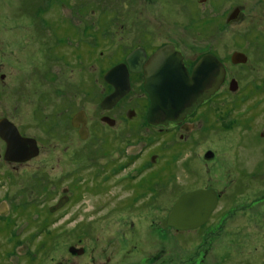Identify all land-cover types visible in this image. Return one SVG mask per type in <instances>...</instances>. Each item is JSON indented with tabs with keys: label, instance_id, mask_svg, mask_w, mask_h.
I'll return each instance as SVG.
<instances>
[{
	"label": "flooded vegetation",
	"instance_id": "1",
	"mask_svg": "<svg viewBox=\"0 0 264 264\" xmlns=\"http://www.w3.org/2000/svg\"><path fill=\"white\" fill-rule=\"evenodd\" d=\"M78 1L59 0L63 10L49 14L43 28L38 27L34 35L41 38L47 34L48 38L39 39L37 43L41 45L36 48L48 50L49 53H80L85 58L89 49L86 39L89 31L94 32L93 36L105 32L112 34L110 38L114 45H110L115 47V52L132 43V47L126 49L121 58H116L100 71V77L107 86L98 99L101 111L98 117L103 127L118 128L115 115L109 112L132 92L134 84L144 94L141 116L145 119L146 127L150 131L173 132L180 141H185L192 132L202 127L203 111L210 113L217 100L225 97L236 101L250 100L252 104L248 112L251 111L253 116L245 118V113H240L237 120L244 123L240 124L241 130L238 129L243 139L240 145H250L255 141L260 150H264V0H114V5L122 1L125 3L123 12L104 8L107 0H98L88 12L90 1L83 0L80 5ZM73 6H78L76 11H72ZM139 18L142 21L140 23L137 21ZM90 19H93L92 25ZM116 24L122 26L120 36L114 30ZM129 29L134 30L135 34L125 38L131 31ZM156 34L161 36V40L154 43L153 36ZM100 41L96 38L95 48L99 47ZM163 48L167 58L158 63L161 66L179 64L180 69L167 66L168 69L158 71L153 68L151 60ZM105 49L98 50V53L103 55ZM129 54L133 57V70L126 61ZM118 65L126 67V73L121 66L119 74L115 76L117 80L112 82L127 81L128 90L113 105L102 106V100L114 90L111 82L105 78V73ZM158 74H165L166 78L177 74L182 79L193 75L195 88L199 89V93L209 95L178 122L150 124L146 119L150 95L144 83L146 77L154 80ZM4 77L0 76L2 80ZM217 82L218 87L213 89L212 85ZM3 86L4 83L0 91H3ZM0 97H3V93H0ZM5 112L8 114L0 116V264H68L66 258L55 260L53 244L57 239L69 242L66 246L69 255L83 254L84 247L71 241L78 236H73L74 227L79 226L82 231L81 237L76 238L78 244L87 234L91 222L84 216L72 224L76 214L82 215L81 209L85 207L97 210L113 203L107 207L104 216L111 211L139 212L149 216L153 205L158 207V201L160 208L166 205L162 191L167 186L166 179L172 169L168 159L164 160L161 154L150 150L151 140L141 146H137L136 141L119 145V135L111 140L101 134L98 136L101 141L95 156L83 158L78 155L90 154L86 143L94 130L84 109L76 110L69 116V123L80 140V144L77 143L73 148L75 152H72L69 142L71 134L66 129L70 126L65 123V116L60 109L56 108L45 119L35 111L33 114L28 111L30 119H35L37 127H41L36 133L26 130V124L20 121L18 112L14 116L7 109ZM10 114L12 117H9ZM123 115L129 120L138 117L132 106L123 110ZM257 117L260 124L254 121ZM58 119L63 123L58 124ZM250 119L258 125L249 124ZM249 129L258 130L253 138L248 137L252 132ZM14 133L23 142L21 146L10 141ZM49 147L50 154L56 155L53 163L62 165L59 173L46 172V164L33 162ZM204 158L213 160L215 156L211 150H207ZM189 168V173H193L194 169L191 166ZM31 169L34 172H29ZM197 189H213L218 197L217 208L222 193L211 187H196L182 192L172 207L181 195ZM105 193L107 200L104 198ZM54 195H57L55 199ZM90 196H95L96 202L89 199ZM50 199L53 202L46 206ZM216 208L210 213L209 219ZM165 212V224L168 227V209ZM36 233L40 234L38 239ZM72 247L81 249V252L77 253Z\"/></svg>",
	"mask_w": 264,
	"mask_h": 264
},
{
	"label": "rangeland",
	"instance_id": "2",
	"mask_svg": "<svg viewBox=\"0 0 264 264\" xmlns=\"http://www.w3.org/2000/svg\"><path fill=\"white\" fill-rule=\"evenodd\" d=\"M89 1L88 12L98 0ZM113 1L107 0L104 8L117 10L115 12L125 10L123 1L116 5ZM78 3L80 5L83 0ZM78 6L71 7L72 11H76ZM60 7L59 0H0V76H5L3 80L0 78V87L4 83L3 91H0L3 93V97H0V116L8 114L6 109L13 116L18 112V118L26 124V130L36 133L41 127H37L35 119H30L27 112L33 114L35 111L45 119L53 110L60 109L65 123L71 128L66 129L71 134L69 142L73 149L77 143L80 144V140L69 123V116L76 110L84 109L94 130L92 138L90 136L86 143L90 154L78 156L94 157L101 134L111 140L119 135V145L136 141V145L141 146L151 140L150 150L161 154L164 160L168 159L172 170L162 191L166 205L160 208L158 201V207L153 205L149 216L124 211H111L104 216L107 207L113 203L100 210H92L90 206L81 209L82 215L76 214L72 224L82 216L91 223L81 244L76 239L81 237V227H74L73 236H78L72 238L71 243L83 246L84 253L69 255L66 251L69 242L57 239L53 244L55 260L66 258L68 264H264V150L261 151L255 141L250 145H240L243 139L238 129L244 123L237 121L240 113H245V118L253 116L251 111L248 112L251 101L229 100L227 97L217 100L210 113L203 111L202 127L192 132L185 141H180L173 132L150 131L146 127L145 119L141 116L144 94L134 84L132 92L109 112L115 115L118 128L106 129L98 117L101 113L98 99L107 87L100 77V71L121 58L132 43L115 52V47L111 46L114 45L110 38L112 34L105 32L97 34V37L96 34L92 35L93 31H89L86 38L89 49L86 55L83 54L85 58L80 53H66L64 50V53H49L48 50L36 48L41 45L37 43L39 39L48 38L47 34L41 38L34 35L38 27L43 28L49 14L62 12ZM90 20L92 25L93 19ZM137 21L142 22L140 18ZM121 27L116 24L114 29L119 36L122 35ZM133 34L135 32L131 30L125 38ZM96 38L101 39L97 48L94 47ZM153 40L154 43L160 42L161 36L156 34ZM100 49L106 52L100 55ZM128 106L138 113L136 119L129 120L123 115V110ZM11 114L9 117H12ZM257 119L254 121L260 124ZM255 122L249 124L258 125ZM61 123L62 120H59L58 124ZM249 130L252 132L248 137L253 138L259 128ZM60 147L64 149L63 145ZM207 150L213 152V160L204 158ZM50 153L51 147L46 148L33 162L46 164V172L59 173L62 165L53 163L56 155ZM190 166L194 169L193 173H189ZM196 187H211L222 193L209 221L197 229L186 231H175L170 225L167 227L165 211L168 209L169 212L182 192ZM106 195L104 198L107 200ZM56 197L53 196L54 199ZM52 199L46 206L53 202ZM89 199L96 202L95 196ZM89 209L92 211H87ZM39 235L36 233L37 239Z\"/></svg>",
	"mask_w": 264,
	"mask_h": 264
},
{
	"label": "water",
	"instance_id": "3",
	"mask_svg": "<svg viewBox=\"0 0 264 264\" xmlns=\"http://www.w3.org/2000/svg\"><path fill=\"white\" fill-rule=\"evenodd\" d=\"M164 58H167V56L163 48L154 54L151 60L153 68L158 71L168 68L177 70L181 68L179 64L161 66L158 62L163 61ZM126 61L133 70L132 54L127 56ZM121 66L124 68V73H126V67L123 65L114 66L105 73V78L111 82L114 90L102 100V106L109 107L113 105L128 90L127 81L122 83L119 81L112 82L117 80L115 76L119 74ZM167 66L169 67L166 68ZM195 84L196 81L193 79V75L185 79L177 74L171 78H166L165 74H158V78L154 80L146 77L144 88L150 95V106L146 114L147 122L153 125H166L169 122H178L183 119L186 114L190 113L196 105L209 95L203 92L199 93V89L195 88ZM217 87L218 82L212 85L213 89ZM16 134L18 135L17 132ZM17 135L15 136V133L13 136L11 135L10 141H14L21 146L23 142L20 138H16ZM2 136L4 137V132ZM217 198V194L213 189H197L184 193L171 208L167 219L168 224L179 230L195 229L203 225L209 219L210 213L216 208ZM72 249L77 253L81 252V249L75 247H72Z\"/></svg>",
	"mask_w": 264,
	"mask_h": 264
}]
</instances>
